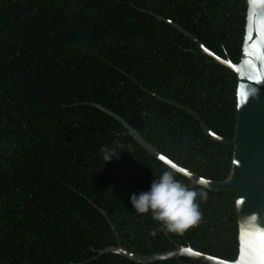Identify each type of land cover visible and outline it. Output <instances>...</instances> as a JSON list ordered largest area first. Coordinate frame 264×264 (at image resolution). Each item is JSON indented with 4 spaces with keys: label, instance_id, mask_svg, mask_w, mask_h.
Here are the masks:
<instances>
[{
    "label": "trees",
    "instance_id": "trees-1",
    "mask_svg": "<svg viewBox=\"0 0 264 264\" xmlns=\"http://www.w3.org/2000/svg\"><path fill=\"white\" fill-rule=\"evenodd\" d=\"M245 1L0 0V264H138L98 254L118 245L140 256L182 245L236 258L230 193L206 191L200 222L183 233L134 212L129 195L167 167L94 105L178 166L224 180L232 148L171 104L231 139L236 76L153 15L237 63ZM105 146L118 159L104 164Z\"/></svg>",
    "mask_w": 264,
    "mask_h": 264
},
{
    "label": "water",
    "instance_id": "water-1",
    "mask_svg": "<svg viewBox=\"0 0 264 264\" xmlns=\"http://www.w3.org/2000/svg\"><path fill=\"white\" fill-rule=\"evenodd\" d=\"M245 4L244 35L241 55L237 63H233L228 57L221 58L216 55L207 49L195 36L172 21L153 15L189 38L198 46L203 55L213 60L217 65L228 69L236 76L235 124L234 135L231 139H225L214 134L192 110L171 104L198 121L201 129L211 141L232 148L230 170L224 180H207L178 166L146 142L123 119L100 105H94L96 109L106 113L120 123L129 137L159 163L167 168L175 165L180 170L177 174L188 181V187L233 195L238 243L236 258L229 261L182 245H175V248L171 251L155 253L149 256L133 254L118 245L117 247L100 251L99 255L116 254L138 264H149L177 258H187L195 264L197 262L203 264H239L242 258L240 232L246 227L247 218L255 215L257 217L256 222L264 228V0H246Z\"/></svg>",
    "mask_w": 264,
    "mask_h": 264
},
{
    "label": "clouds",
    "instance_id": "clouds-1",
    "mask_svg": "<svg viewBox=\"0 0 264 264\" xmlns=\"http://www.w3.org/2000/svg\"><path fill=\"white\" fill-rule=\"evenodd\" d=\"M104 164L114 158V149L102 147ZM180 170L172 165L153 178L146 191L129 195V204L135 213L150 214L166 232L183 233L197 225L202 217L200 202L207 199V192L188 187L177 179ZM255 215L247 218L244 228L245 252L239 264H264V228ZM150 235H155L151 232Z\"/></svg>",
    "mask_w": 264,
    "mask_h": 264
},
{
    "label": "snow or ice",
    "instance_id": "snow-or-ice-1",
    "mask_svg": "<svg viewBox=\"0 0 264 264\" xmlns=\"http://www.w3.org/2000/svg\"><path fill=\"white\" fill-rule=\"evenodd\" d=\"M161 159H163V157H161ZM244 236H245V232H244V229H242L241 232H240V238H241V241H242V247H241V256L242 257L244 255H246Z\"/></svg>",
    "mask_w": 264,
    "mask_h": 264
}]
</instances>
